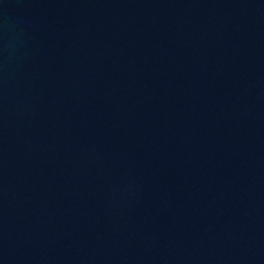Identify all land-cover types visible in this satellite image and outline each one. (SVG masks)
<instances>
[{"label":"water","instance_id":"1","mask_svg":"<svg viewBox=\"0 0 264 264\" xmlns=\"http://www.w3.org/2000/svg\"><path fill=\"white\" fill-rule=\"evenodd\" d=\"M0 264H264V0H0Z\"/></svg>","mask_w":264,"mask_h":264}]
</instances>
